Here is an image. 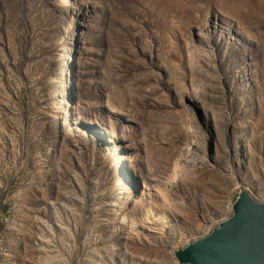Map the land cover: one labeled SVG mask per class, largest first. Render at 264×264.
Listing matches in <instances>:
<instances>
[{
	"label": "rangeland",
	"instance_id": "obj_1",
	"mask_svg": "<svg viewBox=\"0 0 264 264\" xmlns=\"http://www.w3.org/2000/svg\"><path fill=\"white\" fill-rule=\"evenodd\" d=\"M264 202V0H0V264H182Z\"/></svg>",
	"mask_w": 264,
	"mask_h": 264
},
{
	"label": "water",
	"instance_id": "obj_2",
	"mask_svg": "<svg viewBox=\"0 0 264 264\" xmlns=\"http://www.w3.org/2000/svg\"><path fill=\"white\" fill-rule=\"evenodd\" d=\"M176 255L182 264H264V202L242 191L230 218Z\"/></svg>",
	"mask_w": 264,
	"mask_h": 264
}]
</instances>
